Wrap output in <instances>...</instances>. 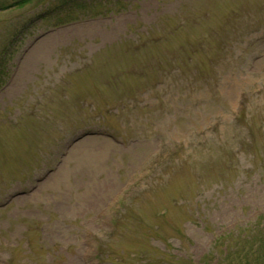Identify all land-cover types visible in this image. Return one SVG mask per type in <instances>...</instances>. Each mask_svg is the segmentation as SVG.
<instances>
[{
  "label": "rangeland",
  "instance_id": "374dc122",
  "mask_svg": "<svg viewBox=\"0 0 264 264\" xmlns=\"http://www.w3.org/2000/svg\"><path fill=\"white\" fill-rule=\"evenodd\" d=\"M11 1L0 264H211L259 227L264 0Z\"/></svg>",
  "mask_w": 264,
  "mask_h": 264
},
{
  "label": "trees",
  "instance_id": "16d2710c",
  "mask_svg": "<svg viewBox=\"0 0 264 264\" xmlns=\"http://www.w3.org/2000/svg\"><path fill=\"white\" fill-rule=\"evenodd\" d=\"M30 1L31 0H12L6 4V7H22V5ZM65 1L66 0H54L48 5L47 15L51 13L59 15L55 22L56 25L80 19L78 14H67V17L62 18L66 10ZM1 7H5V5L2 4ZM93 13L94 12L90 10L88 14H79L81 16H91ZM248 231V234L242 233L230 240L228 252L217 264H264V217L256 230L251 229Z\"/></svg>",
  "mask_w": 264,
  "mask_h": 264
}]
</instances>
